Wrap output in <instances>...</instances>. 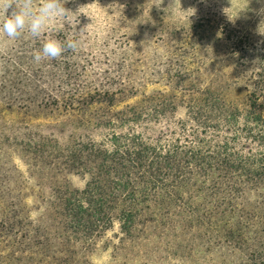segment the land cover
Masks as SVG:
<instances>
[{"label":"trees","instance_id":"1","mask_svg":"<svg viewBox=\"0 0 264 264\" xmlns=\"http://www.w3.org/2000/svg\"><path fill=\"white\" fill-rule=\"evenodd\" d=\"M222 33L224 85L215 74L196 89L199 77L187 85L172 64L159 77L167 89L148 94L59 82L51 97L63 107L51 112L62 120L31 146L46 152L52 183L32 221L20 204L1 212L12 248L3 264H90L115 224L117 251L183 232L225 249L229 264H264V43L228 24ZM67 174L83 186L58 179Z\"/></svg>","mask_w":264,"mask_h":264},{"label":"rangeland","instance_id":"2","mask_svg":"<svg viewBox=\"0 0 264 264\" xmlns=\"http://www.w3.org/2000/svg\"><path fill=\"white\" fill-rule=\"evenodd\" d=\"M42 2L32 0L33 10ZM8 3L19 6L22 0H0V22ZM63 6L66 14L51 20L38 39L29 34L15 40L0 36V264L12 251L2 231L1 212L6 206L23 205L26 223L32 221L37 218L40 192L52 183L44 167L49 159L46 152L36 155L31 146L62 120L51 112L63 107L51 97L61 88L60 81L70 80L74 84L68 87L76 85L79 90L124 86L126 92L148 94L167 89L159 77L172 64L186 69L187 85L199 77L193 85L196 89L205 87L215 74L217 84L224 85V26L249 32L257 46L264 43V0H64ZM50 38L75 39L79 46L57 59L34 62V53ZM62 176L58 179L72 187L84 184L78 175ZM117 231L115 224L105 233L90 255V264L230 261L227 251L209 247L205 236L183 232L139 235L117 251L121 239Z\"/></svg>","mask_w":264,"mask_h":264},{"label":"clouds","instance_id":"3","mask_svg":"<svg viewBox=\"0 0 264 264\" xmlns=\"http://www.w3.org/2000/svg\"><path fill=\"white\" fill-rule=\"evenodd\" d=\"M63 4L64 0H43L38 10H33L32 0H22L19 6L5 4V17L0 22V36L15 40L23 34H29L38 39L51 20L66 14ZM10 8L13 10L9 13ZM78 46L79 41L75 39L61 42L50 38L34 53L33 60L39 63L46 59H57L66 51H76Z\"/></svg>","mask_w":264,"mask_h":264}]
</instances>
